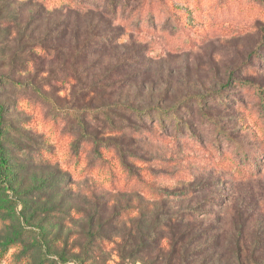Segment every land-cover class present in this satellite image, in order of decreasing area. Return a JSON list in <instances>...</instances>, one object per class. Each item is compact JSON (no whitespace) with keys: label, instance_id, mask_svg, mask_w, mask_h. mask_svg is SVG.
Listing matches in <instances>:
<instances>
[{"label":"rangeland","instance_id":"rangeland-1","mask_svg":"<svg viewBox=\"0 0 264 264\" xmlns=\"http://www.w3.org/2000/svg\"><path fill=\"white\" fill-rule=\"evenodd\" d=\"M110 1L0 0L9 159L0 177V264H264V174L232 177L234 142L192 99L179 118L167 112L210 93L207 111L264 153V0H119L128 5L117 17ZM32 85L59 106L104 107L118 125L127 114L114 105L167 112L134 118L146 129L138 138L99 133L138 157L128 164L159 196L145 194L115 150L103 160L88 143L76 152L69 116ZM101 235L109 241L84 260Z\"/></svg>","mask_w":264,"mask_h":264},{"label":"trees","instance_id":"trees-1","mask_svg":"<svg viewBox=\"0 0 264 264\" xmlns=\"http://www.w3.org/2000/svg\"><path fill=\"white\" fill-rule=\"evenodd\" d=\"M102 2H97L96 4L92 6L85 5L84 3L78 2V3H71L75 8L77 9H87V8H99V5H101ZM128 4H123V2H120L119 0H111L108 4L105 5L107 11L111 12V14L115 17L118 15V10L120 7H126ZM134 23H130L129 26L133 27ZM235 70H233L230 73V80L228 82H231V79L234 77ZM14 85L18 86L19 82H13ZM21 86V85H19ZM227 84H223L221 86V91L217 96L218 97H224L226 94V87ZM34 92H36L43 100H45L52 109L57 111L58 113L68 115L71 123L78 131L79 139L74 143L73 149L78 152L80 150V144L82 143H88L92 147V152L94 153L95 157H97V160H103V154L104 151L108 149L115 150L117 156L121 160L122 165L124 168L127 169V171L130 173L131 176H134L136 180L139 182L141 188L146 192L148 196L151 197H157L160 193L159 190L153 188L151 184H149L147 181H144L142 178L139 177V174H137L132 167L128 164L129 158H138L135 154L128 151V149L125 148L124 144H119L116 142L115 139H106L103 137H100V129L105 128L108 129V132L112 134V136L116 137H122L126 139V137L130 138H138L137 136L141 135L144 136L145 134V128L139 127V124H136L133 119H137L139 121H142V118H146L151 115L153 111H156L157 114L159 112L160 115L163 113H172V116L174 118H179V111L186 106L190 100H193V103L196 104L201 112V116L204 119H208L209 122H211L219 131L220 134L224 135V138H226L228 141H233L235 144V149L237 151V155L235 157L237 168L235 167L234 174L232 175L233 178L238 179L240 181L248 180L257 178L264 174V153H261L260 146L251 147L246 142H241L236 139V137H233L230 135L229 131H227L223 127L222 121L214 116H212L208 111V105H206L207 98H210V100H215L216 96H212L210 93H206L203 95H194L186 98L185 100L179 101L176 106L169 109V111L165 112L163 109L158 107V105H154L152 107H148L146 109H141L132 105H114L113 107H123L124 112L127 114L126 117H123L122 119L124 121L123 124L118 125L117 119L110 114L109 110H102L106 109L104 107L99 109H94L92 107H80L75 108L71 105L68 106H59L54 100H52L50 97L45 96L40 92V90L32 85L31 86ZM260 94H261V104L260 108L263 112L264 116V93L263 88H259ZM220 94V95H219ZM218 98V99H220ZM238 102H236L237 104ZM2 108V106H0ZM152 119V117H151ZM150 119V120H151ZM154 119V118H153ZM155 121V119H154ZM97 124L96 131L94 133H89V128L93 127L92 125ZM137 126V127H136ZM254 149L256 150L255 153H250L249 150ZM9 159L5 156V147H4V139H3V133L0 129V177L6 178L7 175L4 171L5 167L7 166ZM133 190V189H132ZM180 193V191L178 192ZM187 211H183L174 217L181 218ZM122 213V212H121ZM120 213H116L113 216V219L119 215ZM44 233L41 232L40 235L42 236ZM156 238L152 237L151 239L154 240ZM100 242L99 247H96L94 244L91 246H86L83 253V259H87L89 255H96L97 251L102 249L104 246V242H108L109 239L103 235L100 237H97V242ZM45 258V256L43 257ZM91 260L92 257H89ZM19 261V260H18Z\"/></svg>","mask_w":264,"mask_h":264}]
</instances>
